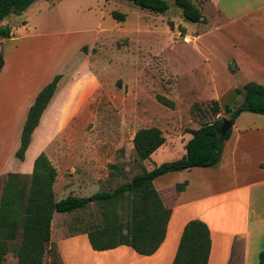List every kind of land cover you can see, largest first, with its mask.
Listing matches in <instances>:
<instances>
[{"label":"rangeland","instance_id":"374dc122","mask_svg":"<svg viewBox=\"0 0 264 264\" xmlns=\"http://www.w3.org/2000/svg\"><path fill=\"white\" fill-rule=\"evenodd\" d=\"M167 2L165 12L155 13L129 0H37L24 12L6 18L20 25L28 23L20 27L42 35L35 40L44 46L45 58L57 53L52 59L67 65L39 129L47 139L45 153L59 169L54 182L56 199L112 190L140 172L143 161L133 146L137 129L159 127L167 146L154 161L174 160L184 155L181 143L187 128L228 117L225 104L242 100L235 90L222 94L220 101L214 97L217 85L223 91L236 80L229 66L216 56L214 60L219 32L193 42L196 29H207L204 20L185 19L174 0ZM193 2L201 12L208 11L206 0ZM113 10L124 13L125 19L118 21L111 15ZM184 35L190 37L189 42L183 41ZM205 54L211 57L212 68ZM158 95L173 100L174 106L161 103ZM212 99L219 102L217 113L212 111ZM247 114L240 117L239 127L264 126V114ZM110 163L116 169H109ZM75 166L79 172L94 169L98 177L77 179L70 172ZM5 181L6 176L0 177V202ZM28 182L25 177V191ZM103 223L102 209L96 203L53 214L42 264H61L58 247L67 234L64 226L68 225L70 234ZM2 264H17L12 249Z\"/></svg>","mask_w":264,"mask_h":264},{"label":"crops","instance_id":"0c3cea01","mask_svg":"<svg viewBox=\"0 0 264 264\" xmlns=\"http://www.w3.org/2000/svg\"><path fill=\"white\" fill-rule=\"evenodd\" d=\"M206 2L209 8L202 14L207 29H196L193 42L219 32L220 42L218 50L214 51V60L215 56L218 57L225 67L233 61L237 67L234 73L236 80L223 88L224 92L217 85L214 97L220 101L222 94H232L236 86L248 81L264 84V0ZM9 16L0 22V25L11 27V36L0 38L3 55L0 70V177L7 176L9 172L29 176L35 157L41 151L45 152L47 139L39 134V129L43 117L54 103L60 79L31 134L23 159L15 155L29 108L38 92L67 67L64 63L59 64L58 58L52 59L57 53L51 58L49 54L46 59L44 46L35 40L42 35L36 36L29 27L21 28L28 24L25 21L21 22L23 25L8 21L6 18ZM205 59L211 67V57L205 54ZM247 113L249 111H244L236 118L217 163L172 171L153 179L163 204L170 209L165 237L154 253L141 255L128 245L94 250L85 232L69 234L70 229L66 225L63 229L67 234L59 241L61 249L58 247L60 263L172 264L185 224L198 218L207 224L210 231L211 245L206 264H254V259L258 264L259 254L264 251V126L239 127L240 117L249 115ZM190 137L191 133L185 131L182 154ZM166 146L165 141L150 158L143 160L147 170L162 163L154 161V157L159 152L163 153ZM78 161L84 164L83 160ZM65 167L62 171H66ZM75 169L77 166L71 167L70 172H74L77 179L98 177L94 169L87 172ZM58 172L59 169L56 178ZM183 182H186L184 188L177 190L176 185ZM66 187H70L69 183ZM81 196L89 195L81 193ZM56 213L63 212H55L54 215Z\"/></svg>","mask_w":264,"mask_h":264},{"label":"trees","instance_id":"16d2710c","mask_svg":"<svg viewBox=\"0 0 264 264\" xmlns=\"http://www.w3.org/2000/svg\"><path fill=\"white\" fill-rule=\"evenodd\" d=\"M35 0H0V22L10 14H19ZM140 8L155 13H163L169 8L167 0H129ZM182 9L185 19L193 22L204 20V16L193 0H174ZM118 21L125 19V14L111 11ZM11 36V27L0 25V38ZM3 55L0 52V70ZM229 69L235 73L237 67L230 61ZM61 74H56L38 92L30 106L24 122L20 145L16 157L23 159L31 134L38 125L40 117L53 96ZM242 100L236 105L225 104V112L234 123L244 111L264 114V84L248 81L234 88ZM158 100L173 107L174 102L163 95ZM212 111H220L217 99H212ZM223 117L204 121L197 128H187L191 137L185 143V153L180 158L164 161L147 170L135 173L130 180L120 183L112 190H100L89 196L68 195L55 198L54 182L57 169L44 151L34 159L29 176L9 172L3 187L0 202V264L12 249L17 264H42L51 235V221L55 212L69 213L82 209L91 203L102 209L104 223L86 229L89 243L94 250H106L118 245H128L141 255L154 253L165 237L170 209L154 187L153 179L162 174L189 169L191 167L211 166L221 158L223 145L231 129L222 137L219 126ZM165 137L157 126L142 127L133 136L136 157L143 161L163 143ZM109 169H116V164H108ZM29 177L25 191L24 178ZM186 182L176 185L183 189ZM125 200L123 204L122 201ZM20 237L18 243L15 240ZM211 245L210 231L207 224L198 218L189 220L181 233L172 264H206ZM258 264H264V251L259 254Z\"/></svg>","mask_w":264,"mask_h":264},{"label":"water","instance_id":"95a60500","mask_svg":"<svg viewBox=\"0 0 264 264\" xmlns=\"http://www.w3.org/2000/svg\"><path fill=\"white\" fill-rule=\"evenodd\" d=\"M233 126V122L228 117H223L219 126L220 135L223 137Z\"/></svg>","mask_w":264,"mask_h":264},{"label":"built area","instance_id":"2783aa9c","mask_svg":"<svg viewBox=\"0 0 264 264\" xmlns=\"http://www.w3.org/2000/svg\"><path fill=\"white\" fill-rule=\"evenodd\" d=\"M183 41H184V42H189V41H190V37L187 36V35H184V36H183Z\"/></svg>","mask_w":264,"mask_h":264}]
</instances>
